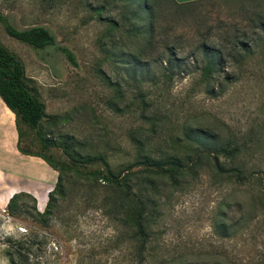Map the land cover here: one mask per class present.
Here are the masks:
<instances>
[{
  "label": "rangeland",
  "instance_id": "374dc122",
  "mask_svg": "<svg viewBox=\"0 0 264 264\" xmlns=\"http://www.w3.org/2000/svg\"><path fill=\"white\" fill-rule=\"evenodd\" d=\"M0 14L54 37L35 49L0 24L46 115L20 146L65 141L129 186L87 175L102 165L64 171L44 225L0 200V264L7 250L20 264H264V0H0ZM5 107L0 192H38L42 211L57 172L16 149Z\"/></svg>",
  "mask_w": 264,
  "mask_h": 264
},
{
  "label": "trees",
  "instance_id": "16d2710c",
  "mask_svg": "<svg viewBox=\"0 0 264 264\" xmlns=\"http://www.w3.org/2000/svg\"><path fill=\"white\" fill-rule=\"evenodd\" d=\"M174 2L173 0H171ZM175 3V2H174ZM184 4V3H177ZM0 24L2 25L5 33L14 38L15 40L29 45L35 49H43L48 46H54V37L43 26L33 25L26 28H16L5 15L0 14ZM0 100L6 106V108L13 114L14 123L16 128V149L25 155H33L40 157L47 165L54 169L57 174L53 184V187L47 192V199L42 211H38L35 207V199L32 195L26 192L13 193L5 204V212L10 216H17L20 213L24 214L34 222L44 225L45 217L50 214V207L52 206L55 196L62 195L63 184L62 177L64 171L81 168L84 165L97 164L102 165L99 169L97 166L94 170L89 172L94 180L101 179L103 181L110 182L116 187L124 186L129 191V186L121 185L120 179H118L113 172L109 169L108 165L102 158L86 159L79 157L78 153L73 151L71 146H68L65 141L54 142L46 139L43 136L39 137V145L43 150L40 152H33L24 149L20 146L19 142L22 137L21 125L26 126L29 130L37 129L39 131L41 121L46 117L44 113L43 104L37 100L29 87L24 82V69L21 60L7 48L0 43ZM52 118V116H51ZM39 136V135H38ZM60 148L62 153L67 156L66 159L56 160L49 150L51 148ZM45 151L49 152L45 154ZM224 151V149H222ZM227 152H225L226 154ZM145 165L150 167L155 164L147 163ZM215 167L222 168L221 163L215 158ZM158 165H155L157 167ZM224 172H230L238 180L244 178L241 177L240 170L237 167L224 168ZM23 198L30 200V205L20 204ZM20 247V243H15ZM17 249V248H16ZM9 264H20L21 258L16 257L15 250L5 252Z\"/></svg>",
  "mask_w": 264,
  "mask_h": 264
},
{
  "label": "crops",
  "instance_id": "0c3cea01",
  "mask_svg": "<svg viewBox=\"0 0 264 264\" xmlns=\"http://www.w3.org/2000/svg\"><path fill=\"white\" fill-rule=\"evenodd\" d=\"M175 3H187V2H193V1H197V0H173ZM5 106V105H4ZM6 108V107H5ZM10 112V111H9ZM12 114V113H11ZM42 173V172H41ZM41 176V174H40ZM13 191H6V190H3L2 192H0V200H5L4 204H6L7 200H8V197L11 196ZM23 192H28L30 195H32L34 198L35 196L34 195H38V192H34V191H29V190H24ZM36 199V198H35ZM37 200V199H36ZM2 206V205H0ZM37 208V206H36ZM37 210H40L37 208Z\"/></svg>",
  "mask_w": 264,
  "mask_h": 264
}]
</instances>
